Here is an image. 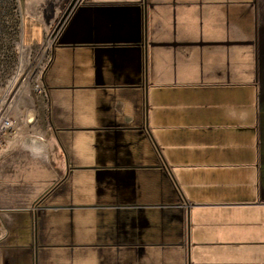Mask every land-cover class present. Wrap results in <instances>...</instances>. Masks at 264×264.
Segmentation results:
<instances>
[{"label": "crops", "instance_id": "1", "mask_svg": "<svg viewBox=\"0 0 264 264\" xmlns=\"http://www.w3.org/2000/svg\"><path fill=\"white\" fill-rule=\"evenodd\" d=\"M70 3L19 0L50 54L0 140V264H264V0Z\"/></svg>", "mask_w": 264, "mask_h": 264}, {"label": "rangeland", "instance_id": "2", "mask_svg": "<svg viewBox=\"0 0 264 264\" xmlns=\"http://www.w3.org/2000/svg\"><path fill=\"white\" fill-rule=\"evenodd\" d=\"M20 19L19 0H0V116L29 109L39 93L41 73L49 59L50 53L46 50L32 51L22 46ZM241 211L204 209L200 216L214 224L229 223L237 227L243 221Z\"/></svg>", "mask_w": 264, "mask_h": 264}, {"label": "built area", "instance_id": "3", "mask_svg": "<svg viewBox=\"0 0 264 264\" xmlns=\"http://www.w3.org/2000/svg\"><path fill=\"white\" fill-rule=\"evenodd\" d=\"M37 90L41 91V87H37ZM13 126V119L9 115L0 116V140L12 130Z\"/></svg>", "mask_w": 264, "mask_h": 264}, {"label": "water", "instance_id": "4", "mask_svg": "<svg viewBox=\"0 0 264 264\" xmlns=\"http://www.w3.org/2000/svg\"><path fill=\"white\" fill-rule=\"evenodd\" d=\"M77 2H78V1H77ZM77 2H76V3H77Z\"/></svg>", "mask_w": 264, "mask_h": 264}]
</instances>
